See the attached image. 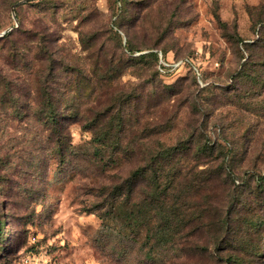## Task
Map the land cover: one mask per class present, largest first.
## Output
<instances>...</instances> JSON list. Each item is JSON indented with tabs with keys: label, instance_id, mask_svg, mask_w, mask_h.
Listing matches in <instances>:
<instances>
[{
	"label": "rangeland",
	"instance_id": "rangeland-1",
	"mask_svg": "<svg viewBox=\"0 0 264 264\" xmlns=\"http://www.w3.org/2000/svg\"><path fill=\"white\" fill-rule=\"evenodd\" d=\"M0 36V264H264V0H0Z\"/></svg>",
	"mask_w": 264,
	"mask_h": 264
},
{
	"label": "trees",
	"instance_id": "trees-1",
	"mask_svg": "<svg viewBox=\"0 0 264 264\" xmlns=\"http://www.w3.org/2000/svg\"><path fill=\"white\" fill-rule=\"evenodd\" d=\"M121 8V4L120 3H118V8ZM119 13L120 12H116L115 13V16H116V18H115V20H116V22H117V17L119 16ZM116 27H118L117 25H116ZM1 37V36H0ZM155 58L157 57V54L156 53H151ZM173 62V61H172ZM179 65V64H178ZM178 150V147L177 146H168V147H166V148H162V153L163 154H170V153H173V152H176ZM143 170L144 169H140V171H135L134 172V176H137L138 174H140V173H142L143 172ZM149 178H150V180H152V181H154V182H156L157 181V176L155 175V173H151L150 175H149ZM0 223L2 224V221H0ZM0 240H2L1 239V236H0Z\"/></svg>",
	"mask_w": 264,
	"mask_h": 264
}]
</instances>
